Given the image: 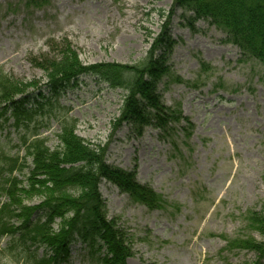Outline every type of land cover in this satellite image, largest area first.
I'll use <instances>...</instances> for the list:
<instances>
[{"label":"rangeland","instance_id":"rangeland-1","mask_svg":"<svg viewBox=\"0 0 264 264\" xmlns=\"http://www.w3.org/2000/svg\"><path fill=\"white\" fill-rule=\"evenodd\" d=\"M37 2L43 0H0L5 74L35 83V93L46 96L44 72L35 64L57 61L65 49L85 66L136 64L171 14V44L163 57L169 74L156 84V93L186 121L164 142L151 128L140 137L125 125L112 134L124 93L81 77L60 94L58 107L51 101L53 107L45 106L19 129L6 115L0 145L5 155L22 159L23 170L14 174L22 187L32 168L22 138L45 139L56 149L59 119L68 117L77 121V137L90 148L105 146L107 165L134 171L136 182L160 203L149 211L100 181L107 218L118 220L127 234L132 256L126 264H255V253L229 251L226 239L263 240L249 228L248 216L264 213V67L242 58L213 24L172 10V0H44L35 7ZM43 198L35 194L26 204L35 207ZM6 240L0 264H15L17 252L5 250ZM65 264L99 263L76 243Z\"/></svg>","mask_w":264,"mask_h":264},{"label":"trees","instance_id":"trees-1","mask_svg":"<svg viewBox=\"0 0 264 264\" xmlns=\"http://www.w3.org/2000/svg\"><path fill=\"white\" fill-rule=\"evenodd\" d=\"M42 4L37 2L34 6ZM173 7L190 14L192 20L213 24L242 58L254 59L264 67V0H172V10ZM164 17L159 34L151 39L149 50L136 64L85 66L67 49L60 52L57 61L35 64L44 72L46 96L35 93L38 90L35 83L25 84L0 68V131L8 120L7 114L19 129L42 113L45 106L53 107L51 101L58 107V97L64 90L75 86L81 77H89L124 93L119 116L112 122V134L125 125L136 137L142 136L146 128L157 131L163 142L175 136L176 127L186 118L180 111L165 106L156 93V84L169 74L163 66V57L171 44L168 35L171 14ZM160 50L163 53L158 56ZM59 120L56 138L60 147L56 149H49L45 139L22 138L25 156L32 164L25 187L13 176L24 165L18 157L5 155L0 145V198L6 197L0 203V242L8 239L5 250L17 252L15 264H65L75 243H80L99 264H126L132 256L127 234L118 220L107 218L99 193L100 181L109 182L149 211L161 208L157 196L148 186L136 182L134 171L107 165L103 159L105 146L90 148L77 137V121L68 117ZM35 194L42 195L43 201L28 207L26 199ZM248 223L263 240L226 239V248L253 252L258 256L255 264H262L264 213H250ZM39 249L43 250L41 256L37 254Z\"/></svg>","mask_w":264,"mask_h":264},{"label":"bare ground","instance_id":"bare-ground-1","mask_svg":"<svg viewBox=\"0 0 264 264\" xmlns=\"http://www.w3.org/2000/svg\"><path fill=\"white\" fill-rule=\"evenodd\" d=\"M41 70V69H40ZM182 114V113H181ZM183 115V114H182ZM183 117H185L184 115H183Z\"/></svg>","mask_w":264,"mask_h":264}]
</instances>
